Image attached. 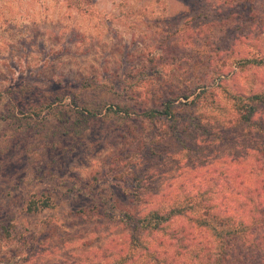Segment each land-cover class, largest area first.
I'll list each match as a JSON object with an SVG mask.
<instances>
[{"label": "rangeland", "instance_id": "374dc122", "mask_svg": "<svg viewBox=\"0 0 264 264\" xmlns=\"http://www.w3.org/2000/svg\"><path fill=\"white\" fill-rule=\"evenodd\" d=\"M223 3L0 0V223L13 235L0 240V264H121L129 232L89 211L76 183L113 188L119 209L142 216L184 205L200 186L222 209L227 198L264 182V160L258 164L252 142L229 125L228 99L264 90V63L256 61L264 60V32L256 26L259 42L227 52V28L199 37L188 26L198 13L227 12ZM221 81L215 105L209 99L184 109L215 129L194 132L186 149L168 121L139 115L169 93ZM227 176L231 184L222 182ZM34 196L51 198L53 206L28 213ZM186 222L179 218L169 230ZM143 239L169 244L159 233ZM199 241L211 247L209 236ZM192 257L182 263H199Z\"/></svg>", "mask_w": 264, "mask_h": 264}, {"label": "trees", "instance_id": "16d2710c", "mask_svg": "<svg viewBox=\"0 0 264 264\" xmlns=\"http://www.w3.org/2000/svg\"><path fill=\"white\" fill-rule=\"evenodd\" d=\"M224 6L228 7L227 12L223 13L222 8H216L212 18L205 12L198 13L193 17L198 23L187 25L199 37L207 32L212 33L227 28L230 35L232 34L230 38H233L231 49L229 48L227 52L235 50V46L238 47V44L245 40L246 43L254 39H258L255 42H259V36L255 34L254 28L259 25L262 28L261 32H264V1L259 3L258 0H224ZM256 61L259 64L264 63L263 59ZM248 62L254 63L255 60L248 59ZM213 81L218 83V79ZM222 84L221 81L216 88L212 83H195L194 86L183 88L179 94H167L164 96V101H161L156 108L151 107L139 115L152 121L157 118L168 121L180 136L178 141L186 149L188 148L186 144L189 142L187 138L194 132L210 135L215 129L204 126L200 116L197 117L199 118L197 121L193 119L194 116L190 118L184 115V109H199L209 99H213L212 103L215 105L216 90H221ZM181 98L187 100V103L180 102ZM228 99L233 111L229 125L242 130L245 139L252 142L251 148L257 151L258 164H262L264 115L260 116V114L261 109H264V90L228 93ZM182 126L186 127L183 129ZM216 136L220 140L223 139L222 132ZM222 182L231 184L230 177L227 176ZM76 187L90 204L89 211L105 220L123 224L129 232L130 246L125 252L127 255H122L126 258L121 264H136V257H143L144 264H183L182 261L186 260L183 259L189 256L199 261L195 264H251L250 261L253 260H259V264H264L263 180L256 183L253 188H246L245 196H242L240 191L231 199L226 197L228 202L222 209L217 206L215 199L205 196L209 191L208 193L214 198L215 195L210 188L205 189L200 186L194 195L188 196L184 205L171 207L165 213L161 208H153L142 216L119 209L113 188L105 191L84 182L76 183ZM26 205V211L34 213L52 207L53 202L51 198L40 199L34 196ZM81 211L87 209L82 208ZM117 214L119 220L116 219ZM179 218L187 219L185 225L169 230V226ZM10 228L9 224L0 223V240H9L13 237ZM143 233L149 236L162 234L169 238V244L162 239L160 243L155 242V246H151L144 241ZM202 236H209L211 247L201 245L202 242L199 240ZM111 243L107 250L112 249ZM170 248L174 251L171 252ZM201 252L203 254L199 257ZM120 253H123V249H120ZM137 253L140 255L135 256Z\"/></svg>", "mask_w": 264, "mask_h": 264}]
</instances>
